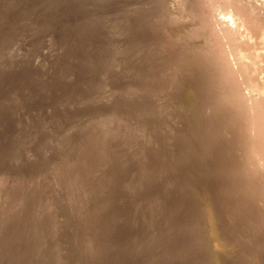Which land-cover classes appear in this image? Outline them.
I'll use <instances>...</instances> for the list:
<instances>
[{"label": "rangeland", "instance_id": "374dc122", "mask_svg": "<svg viewBox=\"0 0 264 264\" xmlns=\"http://www.w3.org/2000/svg\"><path fill=\"white\" fill-rule=\"evenodd\" d=\"M252 82L264 0H0V264H264Z\"/></svg>", "mask_w": 264, "mask_h": 264}, {"label": "bare ground", "instance_id": "6f19581e", "mask_svg": "<svg viewBox=\"0 0 264 264\" xmlns=\"http://www.w3.org/2000/svg\"><path fill=\"white\" fill-rule=\"evenodd\" d=\"M181 5V4H180ZM239 5V4H238ZM255 8V7H254ZM253 8V9H254ZM247 13V12H246ZM200 17V16H199ZM173 19H175V17H173ZM156 29V28H155ZM193 31V30H192ZM193 42V41H192ZM194 43V42H193ZM184 44H182V46H183ZM191 47V46H190ZM228 47V46H227ZM184 49V48H183ZM190 49V48H189ZM163 50V49H162ZM176 52V51H175ZM186 52H188V51H184V54L181 56V60L183 61L184 59H185V56H186ZM207 52H209L208 50H207ZM173 54V53H172ZM161 55V54H160ZM188 55V54H187ZM195 57V56H194ZM248 56L246 55V54H244V53H240L239 54V58H242V62H244V60L247 58ZM164 58V57H163ZM181 60H177L176 61V63H178V61L179 62H181ZM217 60V59H216ZM185 63V62H184ZM217 63V62H216ZM196 64V63H195ZM244 65H246V64H244ZM168 66V65H167ZM254 68H255V62L254 63H252L251 64V66L250 67H247V66H245L244 68H243V71H244V73L245 74H247V76H249L250 78L252 77V75H253V73H254ZM220 69V68H219ZM234 73V72H233ZM248 77V78H249ZM200 79V78H199ZM228 85V84H227ZM249 87H251V90L252 91H256V92H258V93H261V94H264V88L263 87H261V86H259L258 85V83L256 82H252L251 84H250V86ZM233 92V91H232ZM229 98H236V96H234V95H229ZM259 102H262V101H258V102H256V105L258 104L260 107L262 106V104H259ZM252 129H254V130H256V131H258L259 132V136H258V140H256V142L258 141H260V142H262L261 140H262V138H264V112L262 111L261 113H259V116L257 117V118H253L252 120ZM104 126V125H103ZM108 126V125H107ZM119 127V126H118ZM118 131V130H117ZM116 131V132H117ZM113 132V131H112ZM114 133V132H113ZM254 133V132H253ZM116 137H117V135H116ZM120 137V136H119ZM113 138V137H112ZM251 142V141H250ZM105 144V143H104ZM107 144V143H106ZM264 144V143H263ZM86 146V145H85ZM252 146V145H251ZM82 146H80V148H81ZM262 147H263V151H264V145H262ZM260 150V149H259ZM81 151H82V149H81ZM92 151V150H91ZM83 152V151H82ZM94 153V152H93ZM112 153V152H111ZM260 153V152H259ZM103 154V153H102ZM254 154H255V152H254ZM257 156V155H256ZM261 156V155H260ZM99 157H101V156H99ZM103 157V156H102ZM112 156H109V154H107V159H109V158H111ZM99 159H101V158H98V160ZM263 159V158H262ZM84 160V159H83ZM79 161V160H78ZM82 161V160H81ZM92 161V160H91ZM102 161V160H101ZM110 161V160H109ZM262 161V160H261ZM264 161V160H263ZM93 162V161H92ZM64 163V162H63ZM87 163V162H86ZM107 164V163H106ZM61 165H63V164H61ZM96 165V164H95ZM89 166H90V164H89ZM88 166V167H89ZM104 166V165H103ZM103 166H98L99 168H102ZM259 166V165H258ZM262 166V165H261ZM64 167V166H63ZM80 168H81V166H80ZM95 168V167H94ZM94 168L92 169V170H94ZM65 168H63V170L62 171H65L64 170ZM84 170V169H83ZM88 171V170H87ZM95 171V170H94ZM84 172H86V171H84ZM247 173H248V171H247ZM236 174V173H235ZM229 175V174H228ZM235 176V175H234ZM220 177V176H219ZM236 177V176H235ZM234 177V178H235ZM238 177V176H237ZM236 177V178H237ZM97 178V177H96ZM80 180V179H79ZM86 180V179H85ZM87 182V181H86ZM81 183V182H80ZM85 183V182H84ZM243 183V182H242ZM246 184V183H245ZM244 184V185H245ZM252 184V183H251ZM250 184V185H251ZM243 185V184H242ZM254 185V184H253ZM84 186V185H83ZM246 186V185H245ZM77 187H78V185H77ZM238 187V186H237ZM244 188V187H243ZM263 188V187H262ZM241 189V188H240ZM248 190V189H247ZM246 190V191H247ZM91 192V191H90ZM252 192V191H251ZM244 193H246V192H244ZM252 195V194H251ZM254 196V195H253ZM96 233V232H95ZM92 236V235H91ZM93 236H94V234H93ZM92 236V237H93ZM88 238H90V237H88ZM94 238V237H93ZM92 238V239H93ZM87 241V240H86ZM105 251V250H104ZM101 252V251H100ZM105 253V252H104ZM164 253V252H163ZM92 257V256H91ZM90 257V258H91ZM92 261V260H91ZM88 263V262H87ZM162 263V262H161ZM155 264V263H154Z\"/></svg>", "mask_w": 264, "mask_h": 264}]
</instances>
